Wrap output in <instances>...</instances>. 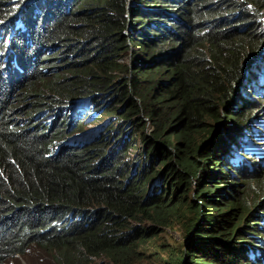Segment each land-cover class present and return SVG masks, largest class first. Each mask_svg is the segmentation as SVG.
Instances as JSON below:
<instances>
[{"label": "trees", "instance_id": "obj_1", "mask_svg": "<svg viewBox=\"0 0 264 264\" xmlns=\"http://www.w3.org/2000/svg\"><path fill=\"white\" fill-rule=\"evenodd\" d=\"M29 249L264 264V0H0V264Z\"/></svg>", "mask_w": 264, "mask_h": 264}, {"label": "rangeland", "instance_id": "obj_2", "mask_svg": "<svg viewBox=\"0 0 264 264\" xmlns=\"http://www.w3.org/2000/svg\"><path fill=\"white\" fill-rule=\"evenodd\" d=\"M125 60L129 59V54L124 57ZM106 112L101 113L98 116V119L95 120V122H90L93 119H90L87 121L86 124H84V127H92L96 124V122L102 121L103 118L106 116ZM135 122L137 125H141L142 123L144 124V131L146 133H150L152 128L151 122L141 113L137 114L135 117ZM138 141V140H137ZM138 143V142H137ZM137 150V149H136ZM136 150H133L135 152ZM166 231H159V234L156 236L157 241L163 242V246H167L168 244L171 245H178V242H181L182 236H181V231L179 227L173 226L172 229H166ZM155 252L158 255L163 254V250L157 249ZM154 255V254H153ZM99 259V258H98ZM103 260L102 258L99 259V261ZM9 264H55L51 257L47 256L45 253L36 251V249H29L28 252L24 255H18L14 258L9 259ZM140 264H153L152 257H144V259L141 260Z\"/></svg>", "mask_w": 264, "mask_h": 264}]
</instances>
